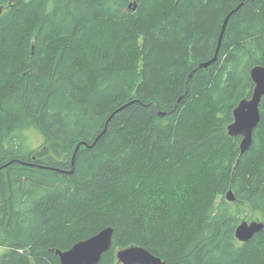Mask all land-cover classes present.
Masks as SVG:
<instances>
[{
	"label": "trees",
	"instance_id": "1",
	"mask_svg": "<svg viewBox=\"0 0 264 264\" xmlns=\"http://www.w3.org/2000/svg\"><path fill=\"white\" fill-rule=\"evenodd\" d=\"M256 65L264 0H0V264L105 227L97 264H264V228L235 238L239 205L264 222V102L247 150L227 132Z\"/></svg>",
	"mask_w": 264,
	"mask_h": 264
},
{
	"label": "water",
	"instance_id": "2",
	"mask_svg": "<svg viewBox=\"0 0 264 264\" xmlns=\"http://www.w3.org/2000/svg\"><path fill=\"white\" fill-rule=\"evenodd\" d=\"M224 27L218 42V47ZM215 59L216 56L207 62L201 63L199 67H208ZM250 73L254 83L251 95L248 98L242 99L234 108L233 121L227 126V132L230 136L241 137L239 146L241 153L251 145L253 131L260 121V105L264 102V65L254 66ZM82 144L84 143L80 142L76 145L71 158L72 165L75 155ZM226 199L228 201L235 200V196L231 190L227 191ZM263 228L264 222L262 221H253L250 223L242 221L236 227L235 238L240 242H246ZM112 236L113 229L111 227H105L96 234L74 243L65 251L56 250L60 264H97L102 255L111 248ZM116 257L118 262L122 264H165L161 258L155 256L145 248L134 245L117 250Z\"/></svg>",
	"mask_w": 264,
	"mask_h": 264
},
{
	"label": "rangeland",
	"instance_id": "3",
	"mask_svg": "<svg viewBox=\"0 0 264 264\" xmlns=\"http://www.w3.org/2000/svg\"><path fill=\"white\" fill-rule=\"evenodd\" d=\"M26 133V138L27 141L25 143V147L26 149H30V148H37L40 145H42L43 142V136L41 135V133H39L37 130L34 129H29L25 131ZM235 205V202L233 201V207ZM240 207V220L242 221H246L248 223L253 222V221H262L261 216L258 213H253L249 210V208L243 204L239 205ZM4 248L0 247V257L1 255L4 253Z\"/></svg>",
	"mask_w": 264,
	"mask_h": 264
}]
</instances>
